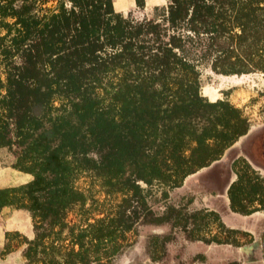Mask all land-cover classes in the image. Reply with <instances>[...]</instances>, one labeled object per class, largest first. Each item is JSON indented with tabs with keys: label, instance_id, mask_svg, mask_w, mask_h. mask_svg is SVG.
Returning a JSON list of instances; mask_svg holds the SVG:
<instances>
[{
	"label": "trees",
	"instance_id": "obj_1",
	"mask_svg": "<svg viewBox=\"0 0 264 264\" xmlns=\"http://www.w3.org/2000/svg\"><path fill=\"white\" fill-rule=\"evenodd\" d=\"M134 1L124 15L113 0H0V149L31 176L0 187V209L27 210L34 232H6L3 254L25 243L23 264L102 263L138 223L241 246L215 211L154 213L142 184L167 198L247 133L242 108L200 92L198 65L264 75V0H167L152 19L134 17ZM248 166L227 191L242 214L264 209V177ZM83 173L104 198L76 186ZM157 236L152 260L172 238Z\"/></svg>",
	"mask_w": 264,
	"mask_h": 264
},
{
	"label": "crops",
	"instance_id": "obj_2",
	"mask_svg": "<svg viewBox=\"0 0 264 264\" xmlns=\"http://www.w3.org/2000/svg\"><path fill=\"white\" fill-rule=\"evenodd\" d=\"M163 1L165 0H145V8L161 5ZM113 6L115 12L124 14L135 8V1L113 0ZM214 91L208 87L203 90L210 100L216 97ZM244 162L251 171L264 177V127L258 129L251 122L247 133L227 148L220 159L186 176L181 186L169 191L166 199L169 205L177 206L176 198L190 196L192 199L186 205L189 212L199 209L215 211L226 227L240 231L237 237L241 242L242 238L247 237L251 245L260 247L259 255L254 256V251H248L245 248L247 246L241 242V246L205 243L185 237L184 231L172 233L176 238L168 241V251H181L183 256H197L192 264H234L238 261L239 264H264V209L242 214L232 211L229 205L228 188L237 179V172H243ZM4 186L9 185H0ZM255 205L259 206L258 203ZM0 210V264H23L25 260L22 252L26 244L13 243L11 250L3 254L5 233L17 232L32 239L34 232L29 212L11 206ZM153 226L156 227L153 231L157 232L163 230V227L170 229L169 223Z\"/></svg>",
	"mask_w": 264,
	"mask_h": 264
},
{
	"label": "rangeland",
	"instance_id": "obj_3",
	"mask_svg": "<svg viewBox=\"0 0 264 264\" xmlns=\"http://www.w3.org/2000/svg\"><path fill=\"white\" fill-rule=\"evenodd\" d=\"M166 4L167 0L161 3L162 6ZM155 12L154 6H152L144 10H133L131 14L136 18L147 17L152 19L155 16ZM127 14L124 13V15ZM198 69L200 70V92L204 96H206L203 92L205 87L214 89L216 97L213 100L219 98L228 99L230 102L242 108L254 127L258 129L264 127V75L262 73L251 72L244 75L228 76L217 74L211 70L209 63L205 61L198 65ZM11 163V154L5 148L0 149V185H16L31 179L30 175L23 172L22 174L20 171L13 169ZM76 186L82 190H89L99 200L104 198V194L98 183L88 173H83L78 177ZM142 186L146 190L149 207H151L154 213L162 214L167 205H169L168 199L164 198L162 194L165 188L160 184H153L151 186L142 184ZM169 191L171 189L168 190V197ZM189 199L191 200L192 198L190 196L176 198L177 206L183 207L186 212H189L186 206L188 205ZM67 220L71 223L78 222L76 212H69ZM153 228L156 227L152 224L138 223L133 231L127 233L126 243L123 244V247L116 255L109 260H104L102 263L94 262L91 264H192L197 260V256L195 255L183 256L181 251H168V241L162 243L163 249L158 253L159 258L152 260L151 256H153L155 251L153 236H157ZM163 228V230L158 231L159 238L171 235L175 239L176 235L172 233L174 231L178 233L182 231L180 228ZM184 235L185 237L187 236L186 234ZM242 239L243 241L241 243L247 246L245 248L248 251L253 250L254 256L256 254L259 255L261 251L260 247L251 245L252 243H250L251 241L247 237ZM234 264H239V261Z\"/></svg>",
	"mask_w": 264,
	"mask_h": 264
}]
</instances>
